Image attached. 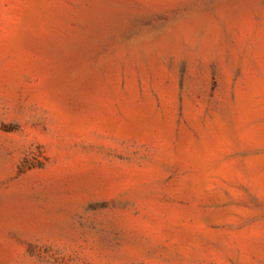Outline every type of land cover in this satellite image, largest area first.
Segmentation results:
<instances>
[{
  "label": "rangeland",
  "instance_id": "374dc122",
  "mask_svg": "<svg viewBox=\"0 0 264 264\" xmlns=\"http://www.w3.org/2000/svg\"><path fill=\"white\" fill-rule=\"evenodd\" d=\"M0 264H264V0H0Z\"/></svg>",
  "mask_w": 264,
  "mask_h": 264
}]
</instances>
